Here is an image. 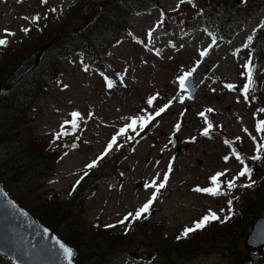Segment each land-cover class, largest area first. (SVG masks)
Here are the masks:
<instances>
[{"label":"rangeland","instance_id":"1","mask_svg":"<svg viewBox=\"0 0 264 264\" xmlns=\"http://www.w3.org/2000/svg\"><path fill=\"white\" fill-rule=\"evenodd\" d=\"M79 1L47 0V3H41V0H0V38H5V30L14 33V36L6 37L9 40L7 46L13 50L18 49V52L23 51L26 56V50H30V53L38 40H48V34L40 32L41 29L45 26L50 30L55 29ZM156 1L154 4L148 2L151 6L144 14L125 16L124 29L127 34L119 37V42L107 50L103 57L104 62L98 65V68L113 79L111 88L106 87L97 74L85 73L81 71L79 63L68 61L70 52H65L68 56L61 59L62 54L56 51L61 47L59 44L58 47L48 49V55L54 54L58 60L61 59L58 62L59 82L44 88L36 98L32 110L26 115V131L29 134L27 142L30 148L43 151L46 147H55L58 141H62L63 146L69 148L67 154L61 156L55 164L48 165L47 174L37 184L39 192L45 197L56 196L63 202L70 197L74 181L84 174L85 166L129 122L127 118L152 114L155 109L171 101L165 113L149 122L139 136L135 137L133 131L129 130L118 137V143L125 142L128 145L131 141L126 139L127 136L137 140L135 145V142L131 143L133 146L130 153L125 154L124 159L112 169L122 184L117 187L106 183L98 185L94 194L78 210L80 217L72 220L77 232L92 236L98 233L100 236L96 238L102 245L115 237L126 239L108 264H145L147 259L153 257L149 255L152 251L142 248L139 242L143 238L142 227L147 229L144 232L148 237H157L159 240L165 238L172 245H176L174 238L178 233L198 221L209 210L223 219L228 214L229 199L225 196L212 197L197 193L193 189L210 187V178L216 173L226 171V175L220 177L221 181L236 176L241 165L234 160L223 140L228 137L237 151L251 157L255 153L252 139L256 136L254 126L257 120H264V112L258 111L264 108V91L261 92V85L257 84L254 102L251 97L249 102H245L240 95L246 80L243 65L248 60L247 49L243 48V44L252 34L253 26L257 28L262 22L264 0H239V4H235L233 0H216L220 6L205 0H194L198 4L197 9L191 4H182L177 8L179 0ZM154 5L156 8H153ZM127 7H130L129 3L125 5L126 14L130 12ZM52 8L57 9V12H50L49 9ZM207 10L212 11L214 18L219 23H226L233 32L229 43L215 40L213 44L215 35L211 32L207 34L197 24H202ZM97 12V9L90 10L77 24L81 23L84 27L92 17H97ZM36 15L47 18L40 19L38 26L24 19ZM182 22H188L191 27L195 25L196 29L187 32L188 26H181ZM242 23L245 25L239 27ZM22 28L30 29L29 34L25 35ZM149 32H156L157 37L150 40ZM161 33L167 34L163 37ZM260 33L261 31L258 32V39L264 36L263 31ZM59 38L61 35L56 37ZM135 39L141 42L138 43ZM3 49H0V54ZM206 49L207 54L201 57L200 53ZM259 50L262 59H255L253 62L256 78L260 77L264 68V40ZM193 67L196 68L192 74V84L196 87L194 100L185 99L181 103L177 93L187 94L180 91L178 77ZM225 84L236 87L230 91L224 87ZM152 96H156V100L150 107L147 100ZM208 108L213 111L207 112ZM73 111L80 113L79 128L75 132L68 128V135L53 142L54 134L60 130L65 120L71 119L70 113ZM200 113L204 115L201 116ZM207 117H210V122ZM212 122L220 127L219 130L211 127L209 134L215 130L219 133L210 134L206 138L202 132L209 123L213 125ZM177 124L180 125L179 129L175 127ZM173 137L178 138L183 147L187 145V148L178 154L169 174V181L159 193L148 218L139 220L127 237L123 235L125 231L122 226L106 228L105 225H116L127 213H134L147 202L152 189H146L144 184L151 182L153 178H157L159 182L167 171L171 156L175 152L171 146ZM17 144L0 146V166L3 165L4 169L5 164L12 158L9 153L21 151L20 144ZM72 144L77 146L73 148ZM225 157H228L227 162ZM92 171L90 175L94 176L95 170ZM240 183H243V178L237 181L238 185ZM29 186L35 187L32 184ZM223 187L226 191V185ZM22 190L27 192V187ZM232 206L234 214L229 221L235 222L239 217L234 201ZM221 209H224L223 213ZM220 229L217 225L214 231L204 230L191 238L207 236ZM65 234L69 237L68 241H71L72 234L68 231ZM104 235L108 238L104 239ZM130 235L132 243L127 241ZM187 247L191 249L192 243L189 242ZM242 249L241 259L248 254L243 248V241ZM177 262L228 263L227 259L218 256L209 248L195 252L185 262ZM0 264L8 262L0 260ZM152 264L159 263L153 260Z\"/></svg>","mask_w":264,"mask_h":264},{"label":"trees","instance_id":"2","mask_svg":"<svg viewBox=\"0 0 264 264\" xmlns=\"http://www.w3.org/2000/svg\"><path fill=\"white\" fill-rule=\"evenodd\" d=\"M205 1L215 4V6H220L216 0ZM148 2L157 3L156 0H122L121 4L119 0H80L77 3L78 6L73 8V11L65 16L55 29L50 30L47 26L41 29L40 32L48 34V40L46 42L38 40L32 50L61 35V38L53 45L58 47L61 44V47L56 50L58 54H62L61 59L66 56L65 52L79 55L81 62L91 68L92 71H95L94 68L98 69V65L104 62L103 56L105 52L118 41V37L124 32L125 16L146 12L151 6ZM127 3L130 4V7H127L130 12L126 14L125 5ZM194 7L198 8V4L196 3ZM92 9L98 10L97 17H92L83 28H80L81 23L79 25L77 23L83 15ZM213 14L212 11L207 10L203 21H201L202 24L206 27H211L213 24V29L216 30L215 33L219 35L218 40L229 42L233 33L229 32L226 23H219V20L214 18ZM184 24L188 26L187 30L194 27H191L188 22ZM260 34H262V31ZM263 40L264 36L259 39L253 38L252 45L248 48V54H251L253 61L262 59L259 49ZM3 51L0 54V146L18 143L21 151L9 153L12 158L9 163L5 164L6 168L4 169L3 165L0 166V170L4 169V171L0 172V184L18 206L28 211L42 225L50 229L73 249L75 254L73 260L76 264H108L126 239L115 237L107 240L102 245L96 238L100 236L98 233H94V236H92L84 232H77L72 220L80 217V211L78 210L82 207L83 202L94 194L98 185L106 183L109 186L114 185L117 187L122 184L121 179L115 176L112 169L124 159L125 154L128 155L130 153L129 150H131L133 145L130 143L128 145L125 142L118 143L123 145V147L119 151L112 150L106 156L107 159L104 158L96 168L92 169L95 170L94 176L90 175L91 172L93 173L92 170L89 171L87 176L83 174L84 178L75 187V190H72L70 197L66 201L62 202L56 196L45 197L44 194L39 192L37 184H40L41 177L47 174L48 165L55 164L69 148L64 147L62 141H58L53 148L46 147L43 151L30 148L27 142L29 134L28 130L26 131V115L32 110L40 92L51 84L59 82L58 62L61 59L58 60L54 54L48 55V50L39 66L30 75L23 79L14 89L8 93H3L2 88L8 76L25 58L24 52H18V49L13 50L6 46ZM26 51L29 53L30 50ZM254 78L257 82L256 87L259 83L261 85L260 90L263 92L264 70L259 78H256V74H254ZM259 140L260 136L257 134V141ZM241 155L247 158V155ZM237 163L241 165L240 171L243 165L239 161ZM245 164L254 169L252 179L256 182L255 185L247 189L237 187L232 192V195H226L228 199H232L235 203L239 217L237 221H229L222 224L213 222L203 230L196 231L190 234L188 238L178 241L176 237L182 232L180 231L174 238L177 242L176 245H172L165 238L159 240L157 237H148L144 232L147 229L142 227L143 238L139 241L142 247L152 251L154 257L164 264L166 262L168 264H178V260L185 262L195 252H200L206 248L227 259V264H237L243 255L242 241L250 226L262 216L264 211V161L254 163L250 159H245ZM241 178L244 179L243 183L247 182L246 177ZM31 184L35 187L29 186ZM24 187H27V192L22 190ZM234 197H238V199ZM217 225L221 227L218 232H213L207 236L199 235L196 239L191 238L196 233L200 234L204 230L212 232ZM116 226H120V228L122 226L123 230L126 227V225H119L118 222ZM132 229L133 227L129 231ZM105 230L111 231V229ZM66 231L72 234L70 239L73 241H68L69 237L65 234ZM123 235L127 237L129 234ZM130 237L131 235L127 238V241L130 240V243H132V238ZM107 238L104 235V239ZM189 242L193 245L191 249L187 247ZM103 247L104 250H102Z\"/></svg>","mask_w":264,"mask_h":264},{"label":"snow or ice","instance_id":"3","mask_svg":"<svg viewBox=\"0 0 264 264\" xmlns=\"http://www.w3.org/2000/svg\"><path fill=\"white\" fill-rule=\"evenodd\" d=\"M41 3H47V0H41ZM182 4H191L194 5V0H179V3L177 4V8L180 7ZM50 12L56 13L57 9L52 8L49 9ZM46 19L47 17H40L39 15L32 16V17H24L26 21H29L33 25L38 26V22L40 19ZM261 27H264V23L261 24ZM38 30H40L38 28ZM22 32L25 33V35L29 34L30 29L28 28H22ZM5 38H0V48L6 47L9 43V40L6 37L14 36V33H11L7 30L4 32ZM148 36H152V32L148 33ZM215 39H213V44H215ZM253 42V36H249L245 43L243 44V48L247 49L250 48ZM211 47V45L209 46ZM239 51V50H238ZM207 54V49L202 51L200 53L201 57L205 56ZM236 53H234L235 55ZM244 73L243 75L246 77L245 83L243 84L242 89L240 90V95L243 96L245 102L250 101V97L252 100H255V92L257 91L256 87V79L254 78V66H253V60L251 57V54H249L248 60L243 65ZM85 70L87 71V67H85ZM196 71V68L193 67L187 72H184L182 75L178 77V84L180 91L183 93H186L187 95H181L180 92L177 93V97L179 98V101L183 103L185 99H191L192 98V92L190 87V78L192 74ZM66 87V86H65ZM108 87H112V82L108 81ZM225 88L232 91L235 89V85L232 84H225ZM156 100V96L149 97L147 100V104L151 107L153 105V102ZM171 105V101H169L168 104H165L162 107H159L154 110V113L152 114H145L143 116H136V117H130L127 118L129 122L124 126L121 127L118 132L112 136L111 140L106 145L104 151L93 161L88 163L85 166L84 169V176H87L89 171L96 168L101 161L104 160L106 156L109 155V153L113 150L115 146V150L119 151L123 145H119L117 142V138L121 135L126 134L129 132V130L136 132L137 135H139V132L143 131L145 127L148 125L149 122L156 119V117H160ZM207 112H212V108L206 109ZM260 112H264V108L258 109ZM183 115V114H181ZM201 116L204 115V113H200ZM70 120H65L63 124L60 126V130L54 134V140L60 139L61 137L68 135V128H70L73 132H75L79 128V121L81 119L79 112H71L70 113ZM137 127L139 128V131H137ZM177 129H179L180 125L177 124L175 126ZM212 125L209 123L208 127L202 132V135H209V130L211 129ZM245 131H247L245 129ZM255 131L260 136V140L257 141L255 137H253V143L256 145L255 153L251 157H243L239 152H237L235 149L232 152V155L235 156L236 160L239 161L243 167L238 172L236 176H233L229 180L221 181L220 177L226 175L225 172L216 173L214 176L210 178L211 186L206 188H200L196 187L193 189L194 192L197 193H203L207 194L212 197H218V196H226L230 195L234 189L237 187L240 188H252L255 185V181L252 179V176L254 174V169L249 166L248 164H245V159H250L251 161L255 162H261L264 161V120H257L255 124ZM127 140L134 139V137H126ZM237 140H239V137H237ZM227 143V141H226ZM77 145L72 144L71 147L75 148ZM67 153H65L66 155ZM227 162L228 157L224 158ZM173 168L172 163L170 162L168 165L167 171L163 174L162 179L157 180V178H153L151 182H145L144 187L146 189H152L151 196L145 202L142 206H140L134 213L129 212L127 213L120 221H118L119 225H126L125 232L129 229H131L132 225L141 219H147L148 215L150 214V211L153 207L154 202H156L159 198V193L162 189H165L168 181H169V174L171 173ZM159 176V174H157ZM84 176L81 177V180L84 178ZM241 177H246L247 182L246 183H240L237 184V181ZM80 183V181H77V185ZM224 185H226V191L224 190ZM76 185L73 186V191L75 190ZM71 195V193H69ZM0 197H4V194L0 192ZM6 199V197H4ZM235 199H238V197H234ZM227 215H224L223 219L220 218V215L213 212L212 210H209L207 214L202 216L198 221H195L191 227H185L180 235L176 237V239L179 241L181 239H186L190 236V234L203 230L207 226H209L213 222H220V223H227L234 214L233 209V200L229 199L227 201ZM8 206L15 208L16 206L11 203V201H8ZM221 212H224V209H221ZM23 214V213H22ZM106 228L116 227V225H105ZM45 236L47 237V231L45 230ZM56 245H58V250L61 256V259L66 262V264H72L73 258H74V251L70 247L65 246L64 244L60 243L59 241H56Z\"/></svg>","mask_w":264,"mask_h":264},{"label":"water","instance_id":"4","mask_svg":"<svg viewBox=\"0 0 264 264\" xmlns=\"http://www.w3.org/2000/svg\"><path fill=\"white\" fill-rule=\"evenodd\" d=\"M233 1L235 4H239V0ZM53 42L51 41L43 45L26 57L9 75L2 88V92L10 91L20 80L33 71L38 65L42 54ZM190 87L192 92V98L190 100H194L196 87L193 86L191 78ZM176 142L177 138H174L172 146ZM183 151H185V148L177 149L172 157V161ZM0 192L6 197V199L0 197V255L12 264H66L61 259L56 241H59L65 246L67 245L30 213L19 207L9 197L1 184ZM8 201H11L16 207H9ZM45 230L47 231V237L45 236ZM243 248L248 254L242 258L239 264H254L250 255L252 254L255 257L263 255L264 211L263 216L251 226L250 231L243 241ZM72 264L75 263L72 261ZM260 264H264V259Z\"/></svg>","mask_w":264,"mask_h":264},{"label":"bare ground","instance_id":"5","mask_svg":"<svg viewBox=\"0 0 264 264\" xmlns=\"http://www.w3.org/2000/svg\"><path fill=\"white\" fill-rule=\"evenodd\" d=\"M166 263H168V262H166Z\"/></svg>","mask_w":264,"mask_h":264}]
</instances>
